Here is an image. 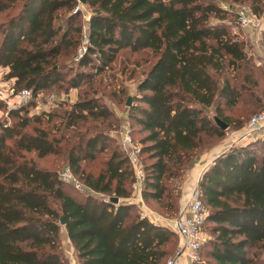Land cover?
I'll use <instances>...</instances> for the list:
<instances>
[{
	"label": "trees",
	"instance_id": "trees-1",
	"mask_svg": "<svg viewBox=\"0 0 264 264\" xmlns=\"http://www.w3.org/2000/svg\"><path fill=\"white\" fill-rule=\"evenodd\" d=\"M202 1L85 0L90 15L83 32L77 0H0V68L14 93L35 98L54 88L87 87L61 113L29 116L30 104L7 111L10 124L0 122V264H69L62 228L78 264H163L170 255L173 231L142 218L132 204L111 202L131 197L128 156L113 150L97 174L88 173L84 164L105 151L108 139L83 129L111 117L88 95L95 77L123 51L149 52L155 62L128 116L143 134L141 197L151 208L178 214V184L223 138L215 120L228 121L223 110L252 95L258 83L251 76L262 73L230 25L211 22L223 20L221 11ZM31 154L64 156L77 180L107 198L73 194L55 170L26 158ZM199 193L208 239L199 253L205 262L194 264H256L253 249L264 264V140L218 156Z\"/></svg>",
	"mask_w": 264,
	"mask_h": 264
},
{
	"label": "rangeland",
	"instance_id": "rangeland-1",
	"mask_svg": "<svg viewBox=\"0 0 264 264\" xmlns=\"http://www.w3.org/2000/svg\"><path fill=\"white\" fill-rule=\"evenodd\" d=\"M202 2L204 4L215 5L221 11L220 17H223V20L212 17L211 22H220L230 25L231 32L243 44L245 51L253 61L252 63L257 69L262 71V73H254L251 76V81H257L258 83L257 88H254L253 86L250 87L253 94H245L244 98L234 108L223 110L224 117L229 119L225 122V124H229V127L223 131L224 135L221 140H216L214 146L211 144V147H213L210 150H213L218 144H221L222 146H225L222 149L225 148L224 150L227 151L232 145L234 133L240 132L245 127L247 120H249L251 116L264 109V22L261 30L258 31H251L249 29L242 28L239 23V13L241 11H247L258 18L263 19L264 0H203ZM79 8L81 12V25L83 27V32H85L90 11L85 6L80 5ZM79 53L80 49L77 51V54ZM76 57L77 56H74L72 60H75ZM154 62L155 59L149 52L132 53L130 51H123L118 54L116 60L108 69L96 76L93 80L94 82L92 88L88 92V95L89 97L95 98L100 103L104 104L111 112V117L104 121L97 120L89 122L85 126V129H83L84 133L87 131V136L101 134L108 139L105 151L98 154L97 159L93 163L84 164V168L88 173L97 174L101 170L104 161L107 160L113 150L123 152L129 159L130 150H125L122 144V141L126 136L131 138L132 145L138 151V165L142 170L143 156L140 155L141 145L139 141L143 137V134L140 132L138 127L131 123L128 117L129 106L136 105L137 102L135 101V97L138 98L140 96V93L137 91V87ZM6 74L7 69L0 68V122L7 124L11 123V119L7 116V111L11 109H17L21 106H28L31 104L32 107L28 108L29 116L39 115L41 113H61L64 109H68L73 103H75L78 99V95L87 89V87H83L82 89H67L66 87L54 88L40 92L35 98L31 93L30 99L26 103H21L18 98H14L9 93L10 88L13 87V81H8L6 79ZM128 100H130L129 106H127ZM208 112L211 118L215 117L213 108L209 109ZM205 154L206 152L203 155ZM26 158L35 161L37 166L42 169L55 170L58 175L68 169L64 156L37 159L35 155L31 154L27 155ZM210 160H213V158ZM129 163L133 170H135L136 165L133 166L130 160ZM187 177L188 176L186 175L178 184L179 190H177V192L179 191L182 193L185 190L186 185L188 184L185 182ZM77 181L80 185V189H76L71 184H66L69 186V189L73 194L79 196L90 194L98 199L107 198L103 195H95L91 193L82 181ZM132 186L130 187L131 197L127 200H120L119 203L134 205L136 207L137 214L139 215L140 211L138 210V207L132 202L135 200L139 201V196L140 198L142 197L141 193L139 194L135 192ZM149 211L150 217H152L153 220L156 218L159 221L158 224H166L169 229L171 226L169 227L168 223L178 216V214L174 215L175 210L166 211L164 209H160V207L157 208L156 206H153V208L149 207ZM142 213H144V210H142L140 215H142ZM204 237L206 240L208 239V233L206 230L204 232ZM61 240L63 253L70 264L73 254H71V244L69 245L63 228L61 230ZM179 245L180 243L177 238L174 249L172 248L170 255L165 258L164 262L174 257ZM254 254L259 256L256 264H261L263 259L261 251L254 249L249 251L250 257ZM199 262L204 263L205 261L203 258H200L197 263Z\"/></svg>",
	"mask_w": 264,
	"mask_h": 264
},
{
	"label": "built area",
	"instance_id": "built-area-1",
	"mask_svg": "<svg viewBox=\"0 0 264 264\" xmlns=\"http://www.w3.org/2000/svg\"><path fill=\"white\" fill-rule=\"evenodd\" d=\"M78 9L79 7L75 11ZM263 22V19L247 11H241L239 13V23L242 28L258 31L261 30ZM84 42H86V39H84ZM84 50L80 49L79 54H82ZM9 93L14 98H18L21 103H26L31 97V92L26 90L15 94L13 89L10 88ZM261 140H264V109L249 118L245 127L234 137L231 147L233 145V147H236ZM122 144L125 150H130L129 160L133 166L136 165V169L134 170L135 182L132 187L135 192L140 194L143 172L138 165V151L134 148L132 140L128 136L123 139ZM60 179L62 182L71 184L76 189H80L77 179L71 174L69 169H66L60 174ZM207 214V209L200 199L199 182L188 183L181 194L178 216L168 223L169 227L171 226L172 228L170 229L177 236L180 245L174 257L167 260L166 264H194L199 261V253L206 242L204 237V224ZM141 217L147 218L148 220L152 218L150 217L149 211L142 213ZM158 222L156 219V221L154 220L151 223L160 225Z\"/></svg>",
	"mask_w": 264,
	"mask_h": 264
},
{
	"label": "crops",
	"instance_id": "crops-1",
	"mask_svg": "<svg viewBox=\"0 0 264 264\" xmlns=\"http://www.w3.org/2000/svg\"><path fill=\"white\" fill-rule=\"evenodd\" d=\"M237 135V133H234V137ZM223 143V142H222ZM225 146H222L221 144H218L216 146V148H214L213 150H210L208 152H206L205 155L199 157L197 159V163L194 165V167L191 169V171L188 173V177L186 179V184L187 183H198L202 177V175L204 174V172L209 168V166L212 164V162L221 154H223L225 152V148L222 149ZM213 160H210L212 159ZM139 201L135 200L132 203H135L136 206L138 207V210L140 211V214L142 212V210L145 211H149V206L142 201V198H140L139 196ZM143 202V203H142ZM141 204V205H140ZM150 211L152 212V210L150 209ZM149 211V213H150ZM139 214V215H140ZM149 220L152 221H156V218L153 220V218H149ZM67 238V235H66ZM67 241L69 242V240L67 239ZM71 243L69 242V245ZM70 250H71V254H73L72 256V260L70 261V264H78L76 256L74 255V249L72 247V245H70Z\"/></svg>",
	"mask_w": 264,
	"mask_h": 264
},
{
	"label": "water",
	"instance_id": "water-1",
	"mask_svg": "<svg viewBox=\"0 0 264 264\" xmlns=\"http://www.w3.org/2000/svg\"><path fill=\"white\" fill-rule=\"evenodd\" d=\"M79 5L83 6L85 4V0H77ZM263 19H264V16H263ZM130 105V100H128V103H127V106ZM216 123L218 124V126L220 127L221 130H225L227 128V125L223 122H221L220 120H215ZM111 202L114 203V204H118V199H111ZM61 225H63V220L61 219Z\"/></svg>",
	"mask_w": 264,
	"mask_h": 264
}]
</instances>
